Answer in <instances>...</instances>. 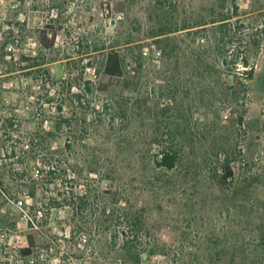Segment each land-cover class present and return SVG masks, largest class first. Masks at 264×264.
I'll use <instances>...</instances> for the list:
<instances>
[{
	"label": "rangeland",
	"instance_id": "374dc122",
	"mask_svg": "<svg viewBox=\"0 0 264 264\" xmlns=\"http://www.w3.org/2000/svg\"><path fill=\"white\" fill-rule=\"evenodd\" d=\"M48 24L58 34L49 51L39 44ZM3 46L12 54L0 61V80L12 90L4 114L15 111L23 129L50 130L45 120L65 102L70 124L53 146L71 143L77 190L104 195L102 204L119 192L144 218L138 264H264V0H0ZM112 49L122 59L121 78L104 73ZM242 55L254 67L252 80ZM239 82L247 89L236 94ZM168 148L178 156L173 170L156 165ZM227 163L234 177L222 185ZM23 169L28 176L30 166ZM28 178L7 175L0 264H25L2 249L25 244L34 203ZM11 218L15 231L7 229ZM48 221L65 234L72 209H55ZM79 226L62 250L77 255L86 236L98 260L88 251L74 264H115L104 226Z\"/></svg>",
	"mask_w": 264,
	"mask_h": 264
},
{
	"label": "trees",
	"instance_id": "16d2710c",
	"mask_svg": "<svg viewBox=\"0 0 264 264\" xmlns=\"http://www.w3.org/2000/svg\"><path fill=\"white\" fill-rule=\"evenodd\" d=\"M57 35V30L53 26L45 25L39 31L40 46L44 50H52L56 44ZM1 48L0 61L8 62L6 57L12 54H9L11 52H5L6 46H3L2 50ZM238 56H240L239 52L237 53ZM242 61L246 69L243 74L246 75L248 80H252L255 73L254 67L251 66L247 56L242 55ZM9 65L7 74L13 73L14 62H9ZM104 73L110 78H121L124 74L121 56L114 49L107 52ZM5 81L0 80V125L2 131L0 151L3 156L0 157V199L11 200L9 190L12 184L7 180V175L13 177L15 175L21 178L23 182H25V178L29 177L28 179L32 183V191L28 197L34 200V203L32 206H28L30 212L27 213V232L24 234L25 244L19 243L14 248L9 244L8 250L2 249V255L4 254V257L10 259L14 257L11 256L12 253H15V258L17 256L25 264H74L73 258L81 261L86 260L88 251L96 257L93 243L86 236L84 240L80 236L84 244L77 246L79 248L77 255L72 251L70 254V252L62 250V241L68 240L67 236L70 237V240H75L78 232L77 228L80 227L79 222L88 220L103 225L106 233H109V239L117 249L115 264H129L131 261L137 264L140 263L139 239L143 234H148L144 218L132 215L128 206L129 200L121 196L119 192L107 193V196L113 201H109L110 204L104 201V204H102L99 199L104 195L99 196L96 193L98 196H92L87 189L83 192L77 190L75 174H73L75 172H73L71 162L73 149L71 143L67 142L63 147L53 146L52 141L55 135L61 134L63 127L70 124L64 115L65 102H59L56 110L53 113L51 112L50 118L45 120V123L50 122L53 124L50 130H47L45 126L39 127L37 130L23 129L22 124L24 122L15 111L5 115L2 109L6 104V95L12 92L11 89L5 88ZM57 85L53 80L51 87L55 89ZM70 88L73 89V86ZM238 88L239 92L236 91V94L240 93L241 89L246 91L247 85L239 82ZM86 90L92 91V82H87ZM73 97L74 103H77V101L81 103L83 99V96L78 94ZM56 100L53 94L49 98L50 104L55 103ZM158 157L160 158L156 160V165L159 168L173 170L177 166L178 156L172 148L163 150ZM26 164L30 166L28 176L26 170L23 169L22 172L19 170ZM15 166H18V168H15ZM32 172L35 173V176L34 174L31 175ZM233 177L234 171L230 163H227L224 166V174L220 183L222 185L226 184ZM39 191L42 192L40 199L37 198ZM62 207L72 209L74 223L69 230L63 228V232L68 231L65 234L50 226L48 221L53 211ZM88 209L91 212L87 211ZM6 225L9 231L18 229V222L12 218ZM70 240L68 241L71 242ZM56 260L58 262H55Z\"/></svg>",
	"mask_w": 264,
	"mask_h": 264
}]
</instances>
